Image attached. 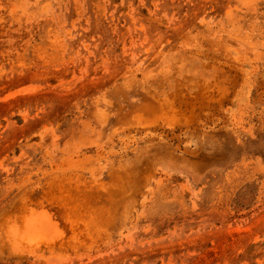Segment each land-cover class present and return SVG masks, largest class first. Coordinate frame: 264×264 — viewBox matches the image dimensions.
Returning a JSON list of instances; mask_svg holds the SVG:
<instances>
[{"label": "rangeland", "instance_id": "1", "mask_svg": "<svg viewBox=\"0 0 264 264\" xmlns=\"http://www.w3.org/2000/svg\"><path fill=\"white\" fill-rule=\"evenodd\" d=\"M0 264H264V0H0Z\"/></svg>", "mask_w": 264, "mask_h": 264}, {"label": "bare ground", "instance_id": "2", "mask_svg": "<svg viewBox=\"0 0 264 264\" xmlns=\"http://www.w3.org/2000/svg\"><path fill=\"white\" fill-rule=\"evenodd\" d=\"M58 226L53 214L48 210L41 209L32 211L28 216L23 217L24 230L20 231V227L16 224L10 232L14 239L21 240L18 241L19 244L25 242L31 247L34 244L39 245L55 240L58 237Z\"/></svg>", "mask_w": 264, "mask_h": 264}]
</instances>
